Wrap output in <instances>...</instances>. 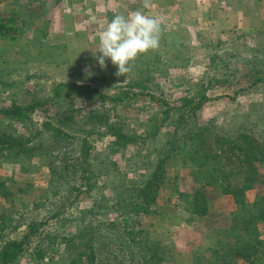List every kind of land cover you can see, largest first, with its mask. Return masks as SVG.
<instances>
[{"label":"rangeland","instance_id":"rangeland-1","mask_svg":"<svg viewBox=\"0 0 264 264\" xmlns=\"http://www.w3.org/2000/svg\"><path fill=\"white\" fill-rule=\"evenodd\" d=\"M144 2L0 0V25L10 29L0 31V107L41 103L22 118L0 117L6 131L33 139L25 154H0V248L35 232L14 264H91L93 248L110 262L210 264L213 248L239 238L229 230L232 197L197 183L185 149L157 168L178 116L173 111L172 121L159 122L162 105L176 108L182 97L202 92L210 100L187 114L184 129L210 123L223 133L249 128L264 135V81L252 79L264 76V0ZM136 10L160 21L159 46L117 77L111 61L101 69L94 57L98 34L115 15ZM61 83L98 92L66 88L55 96ZM119 95L124 101L111 100ZM106 115L144 136L148 128L150 137L114 147ZM226 152L224 161L237 171L238 158ZM82 165L91 170L87 178ZM259 166L250 201L264 194V160ZM147 179L155 199L125 223L128 201L141 202L137 188ZM200 189L209 200L204 216L193 214L184 196ZM259 233L264 237V223ZM40 249L44 258L36 257Z\"/></svg>","mask_w":264,"mask_h":264},{"label":"trees","instance_id":"trees-1","mask_svg":"<svg viewBox=\"0 0 264 264\" xmlns=\"http://www.w3.org/2000/svg\"><path fill=\"white\" fill-rule=\"evenodd\" d=\"M9 30V28L0 25V31ZM252 79L254 83H258L264 81V76L252 74ZM66 88H74L78 93L85 90L98 92L89 85L61 83L55 87V96H60L61 90ZM101 96L102 98L106 97L105 94H101ZM197 99L199 100L197 101ZM111 100H115L114 102L124 101L120 95L118 98L112 97ZM209 100V97L205 93L200 92L197 94V98L196 95L182 97L180 99L181 105L176 108L162 105L163 111L161 113L163 118L159 123L172 121L173 111L178 117L174 122L176 131L174 130L172 142H169V148L166 151L167 156L163 158L159 157L156 166L160 168L166 158L178 154L180 150L185 149V159L196 165L193 176L197 183H200L202 187L212 188L223 195H229L236 204L232 225L229 230L239 238L237 242H227L225 244L221 242V245L219 244V246L213 248L211 255L214 256L215 260L210 264H240L239 258L245 259L248 264H264L261 261V256L264 255V237L259 233V224L264 223V194L257 195L252 201L247 197L248 191L252 190L261 181L259 163L264 160V135H259L249 128L243 129L244 131L236 129L232 132L223 133L221 132L223 129H220L218 125L210 123H197L190 127V129H184L185 126H182V124H187L185 122L187 114L195 112L196 109L202 107ZM40 104V102H34L28 105L0 107V117L9 120L22 118ZM103 119L109 135L114 137V147H127L142 139L145 140L147 136L150 137L148 128L145 129L144 136L127 129L125 121H122V119H118L114 123L108 120L107 115ZM160 126L159 124L157 125L156 134L159 133ZM184 140V144L181 145ZM186 142V146L183 147ZM31 143H33V139L29 136L24 137L6 131L5 127H2L0 119V154H2L1 152H5V150L9 156L25 154L31 150L32 147L29 145ZM224 148H227L226 153L229 152V154L238 158L240 167L237 171L233 167L228 166L227 162L224 161L225 157L222 155ZM79 170L84 178H87L91 171L88 166L83 165ZM237 175L242 176L238 177ZM142 185L137 188L141 196V202L137 203V200L128 201L125 216L121 217L125 223L130 221V213L138 215L148 211L149 209L146 206H149L151 201L155 199V196L149 197L154 187L152 180L147 179ZM205 194L202 189L196 191L194 194L184 193L193 214L204 216L208 213L209 200ZM120 200L116 199L117 203ZM34 233H30V235L20 241H11L2 246L0 248V264H14L20 261L26 251V242ZM93 249L96 250V248ZM94 250L90 251L91 264H125L123 261H119L118 257L114 262H110L107 254L100 255ZM45 254L46 252L40 249L36 257L44 258ZM133 263L132 260L128 261V264Z\"/></svg>","mask_w":264,"mask_h":264},{"label":"clouds","instance_id":"clouds-1","mask_svg":"<svg viewBox=\"0 0 264 264\" xmlns=\"http://www.w3.org/2000/svg\"><path fill=\"white\" fill-rule=\"evenodd\" d=\"M143 7H150L148 0ZM160 31L158 18L146 15L143 10L130 12L127 16L115 15L98 34V51L94 57L101 69H106V62L111 61L117 69L115 75L126 76L138 56L158 48ZM85 72L92 74L88 68Z\"/></svg>","mask_w":264,"mask_h":264}]
</instances>
